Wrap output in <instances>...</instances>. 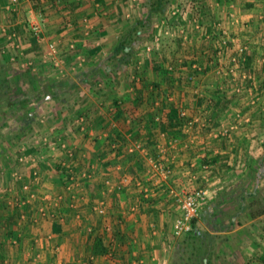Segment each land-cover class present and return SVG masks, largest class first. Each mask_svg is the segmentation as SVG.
<instances>
[{
  "label": "crops",
  "instance_id": "0c3cea01",
  "mask_svg": "<svg viewBox=\"0 0 264 264\" xmlns=\"http://www.w3.org/2000/svg\"><path fill=\"white\" fill-rule=\"evenodd\" d=\"M21 1L25 2L22 9L20 8ZM21 1L16 11L8 12L4 9L7 0H0V23L15 29L18 39L20 36L26 38V34H22L23 31H20L19 23L21 21L26 23L28 31H30L28 20L31 4L26 0ZM250 1H254L255 11L263 10L264 4L255 0ZM144 2L145 0H142V3L136 7L141 19L144 18L145 13ZM232 5H229L230 9L234 6ZM71 7L69 10L68 6L65 7L63 3L50 5V8L46 7L47 15L42 20L43 34L46 31L47 34H50L49 36L53 37L52 41H56L59 45V66L55 67L52 62H43V56L47 50V39L43 38L40 42L30 34L31 31L28 34L31 47L23 48L28 42L27 38H23L24 44H20L21 55L18 60L36 58V61L40 60V63L43 62L44 65H42L48 69L47 72L37 69V67V70L35 67L32 69L37 71L35 74L39 75L40 80L41 77L45 79L43 85L51 91V95H46V98L51 96L50 109L47 112L49 116L47 117L51 119L50 124L56 123V128L53 129L52 126L47 125L42 130L45 131L43 135L52 134L72 143L77 148L72 165L73 172L79 173L83 170L94 169L93 179L86 183L82 181L83 187L80 185L75 191L76 194L84 196V202L78 200L75 209L67 206L62 208L66 215V221L60 224L59 233L52 231V221L49 219L33 223L31 217L35 212L33 209L35 205L13 208L8 214L3 211L2 218L7 221H9L7 218L9 215L12 218L10 223H2L8 234H12L11 236L19 240L17 249L21 251L17 254L22 255L23 258L27 255L24 261L18 259L16 264H43V262L46 264L47 259L50 264H88L87 258L91 260V264H171L172 252L175 248L177 250L179 238V236L173 235V222L178 215L182 214V210L176 198L170 196L167 189L169 187L196 189L204 186L216 190L200 208L201 211L206 212L207 221L204 223V229L216 241L214 239L211 243L212 247L208 254H212L211 258L205 257L203 264H208L207 262L219 264L216 252L221 254L225 264H246L248 258L244 253L245 240L257 233L252 232L253 230L250 228L245 232L244 227L245 225L251 226L256 219L264 218V213L250 216L252 199L258 196V186L264 185V118H258L260 115L254 113L255 115L250 118V125L248 123L241 125V129L237 130V128L235 131L227 133L226 136L218 138L210 136L209 133L215 127L227 128L223 124L226 123V120L215 119L216 124L213 122L215 127L210 121V129L204 128L207 126L205 125L194 126L187 130L183 128L180 131L173 129L168 132L161 131L158 126L156 128L149 127L146 125L149 118L154 117L153 123H166L170 107L177 110L180 105H183L175 104L178 101L177 98L172 102L173 104L167 103L170 107L165 110L162 98L158 101L154 99L152 88H154L153 91H160L163 94L162 91L165 90L166 85L162 80H159L155 72L152 76L151 72L146 73L153 67L150 56L144 58L143 62L142 60L138 61L140 69L143 70L142 75H144L138 86L135 82L133 85H119L113 80V82L107 83L112 95H108L106 99L101 97L102 94H98L96 90L106 85L103 83L105 78H120L130 66L136 65L135 62L138 58L140 59L142 49L144 51V46L148 43V40L143 42V38L140 40L141 38L136 37L135 49L127 56L126 61L122 58V52L118 50L121 41H132L135 38L134 36L130 38L124 36L132 25H136L141 20L138 18V20L128 21L124 25L126 21L118 18V15L126 17L127 11H130L129 0H77ZM21 15L22 18L26 15V19L23 20ZM251 20L253 25L254 19ZM255 23L259 24L256 20ZM253 27L255 30L258 28L257 25H253ZM140 28L137 29L138 34L143 31ZM143 29L145 30V28ZM155 30L156 28L152 33L156 34ZM192 30L190 38L194 35ZM244 33L252 32L249 28ZM254 34L256 36L252 37L250 41L259 44L258 37L262 36V32ZM32 39L34 40L31 42ZM262 39H264L263 36ZM5 41L3 37L1 43L5 44ZM138 41L141 44H138ZM70 43H75V49L68 50ZM40 44H44L42 51L35 50L33 52L34 50L30 49H38L37 46ZM260 45H255L252 48L254 53H263L264 46L260 47ZM124 50L129 52L130 47H126ZM78 54L84 57L82 65L77 64L78 60L75 57ZM159 57L160 55L155 57V61L157 64L159 63V67L163 68L165 61ZM0 60L10 63L7 55L0 54ZM33 71H30L29 75L33 74ZM5 73L7 79L12 80V76H9L6 71ZM145 75H149V79ZM16 85L18 88L19 83ZM178 89H181V86ZM111 96L112 98H110ZM183 103L185 102L183 101ZM188 103H192L190 105L192 111L199 109L194 102L189 101ZM34 104H36L35 109L28 112L30 116L34 115L31 124L36 119L39 103L34 102ZM114 107L117 108L114 110ZM55 108H59L63 113L57 116L53 113ZM77 110L86 112L88 115L86 116L89 124L84 132L78 130L73 124L75 117L80 115H75ZM59 113L57 112V114ZM195 127H202L206 132L203 134L194 132ZM116 137L121 138L126 145L122 146L119 142L114 141ZM208 138L211 140L209 141ZM204 139L208 143H204ZM110 141L112 143H109ZM135 143H141L143 150L133 151L135 152L133 154H137V156L133 158L130 166L128 163L126 164L129 166L127 169L133 168L131 170L134 173L120 171L122 166L119 164H114L113 167V164L110 163V156L116 154L121 156L120 154L127 153V146ZM113 145L115 147H112ZM160 147L165 150L161 156V162L169 166L171 170L166 177L152 170V160L160 161L159 156L161 155L152 156V153H159ZM42 153L46 159L41 163L43 179L39 186L47 189L51 188L52 184H57V187L61 184L62 187V179L54 171L57 162L62 158V152L59 149L56 151L45 149ZM94 157L99 160L103 157L102 165L106 167L104 164L109 162L111 167L108 169L107 175L101 176L100 181L96 178L95 166L97 172L100 168ZM204 157L212 161L209 169L203 168V165L206 164L203 162ZM22 167V170L25 171L24 174H28L29 169L26 166ZM13 172L6 173L13 183L12 188L20 182L12 178ZM21 173L23 174L22 171ZM128 174L130 177L132 176V182L124 190L106 192L104 184L106 179L117 182L122 176ZM134 179L142 180L144 185L151 189L148 198L142 197L133 182ZM91 182L96 184L94 188L97 189L93 195L88 188L92 185ZM87 183H89L88 186H86ZM233 186L234 188L231 190ZM61 187H58L59 190L53 187V192L61 191ZM12 188H8L7 191L16 193L17 191ZM247 189L250 191L248 192ZM246 195L250 198L248 208L246 207V200H248ZM10 196L11 194L3 196V200L7 201ZM234 198H238L237 210L229 220H225L226 212L220 211V208L225 204H231ZM101 200H104L106 204V213L102 216L94 213L92 209ZM241 203L242 206H245L244 211L240 210ZM4 204L7 206V202ZM20 213H25L28 220H20ZM70 217L73 219L72 225H70ZM242 218L250 220L240 224ZM259 224L262 225L261 220ZM89 227L92 230H88ZM252 228L255 229L254 226ZM116 229L120 232L119 236H116ZM47 236H51V238L48 239ZM94 236L102 237L105 245H109L113 249V256L104 254L91 258L90 244ZM260 242L261 239L253 238L248 247L253 245L255 248ZM2 246L5 247L4 244ZM259 250L262 248L260 247ZM2 259L5 260V258Z\"/></svg>",
  "mask_w": 264,
  "mask_h": 264
},
{
  "label": "rangeland",
  "instance_id": "374dc122",
  "mask_svg": "<svg viewBox=\"0 0 264 264\" xmlns=\"http://www.w3.org/2000/svg\"><path fill=\"white\" fill-rule=\"evenodd\" d=\"M26 1L32 5L31 8L35 9L36 12H40L42 14V19H43V17L45 18L47 15L46 7L50 8V5H53V4L61 5V3H63L64 6L65 7L68 6V9L70 10V8H72L71 5L75 3L77 0H74V1L60 0L59 2H57L56 0H26ZM196 1L198 0H178L173 7L191 6L189 7V13L190 15H192L193 13L194 17L197 18V24L199 25L198 29L194 26V24L188 22L190 15L186 19L183 18L182 16L168 15L169 13L165 15L166 18H162V19H159L155 16L152 17L151 22L154 25V29L156 28L155 30L156 33L159 32V28L161 26L160 21L164 20L170 32H172V35L162 34L160 37V40L156 41L155 36H157V34L149 32L152 30L146 31L142 29L143 30L142 32L144 34L143 42L145 40H148V43L144 46V51L142 49L140 59L138 58L137 61L135 62L137 64L132 65V67L130 66V68H128L126 72L122 73L120 78H116V79L105 78L103 83H106V85L104 84L106 87L104 86L103 88H100V89L97 88L96 89L97 93L100 95L102 94L101 97H104V99H106L108 95H112L110 89L107 87V83L113 82V80L116 81L119 85H125V84L133 85L135 82L136 86H138V83H141V79L144 76L142 75L143 70L142 68L140 69L138 61L142 60L143 62L144 58H148L150 56L152 58L151 64L153 67L152 69H149L148 71H146V73L148 74V72H151V76H152L153 72H155L159 80H162L166 85L165 90L162 91L163 94H161L160 91H153L154 88H152V95L153 96L155 95L154 99L157 101L160 100V98H162V103H164V105H167V103L173 104L172 102H174V100H177L178 98V101L175 104H183L177 108L178 115H179L180 109H185L186 112L189 113L190 115H199L202 117H207L208 119L211 118L209 117L210 113H213L216 120H221V119L226 120V123H223V124L227 128L231 123L234 122L235 114L237 113H239L241 117L243 118H246V117L252 118L255 115L254 113L260 115L258 118H261V119L264 118V49H263L262 54H258V52L254 53V51L252 50V48H254L255 45L261 44L260 47L264 46L263 45L264 39H262V36L264 38V31H263L264 30V8L263 10L255 11L253 8V4H255L254 1H247V0H205V1L203 0L205 3H201V4H199ZM255 1L258 3L264 4V0H255ZM247 2H249L250 4H246ZM129 3L131 7L129 8L130 11H127L126 17L124 16L121 17L118 15V18L122 19L123 21H126L124 25H126L128 21L134 22L136 19L138 20V18L140 19L142 18L138 16L139 12H138V8H136L142 3V0H131V1L129 0ZM24 4L25 2L21 1V4H20L21 9L23 8ZM230 4L234 5L231 8L232 10L229 7ZM201 6H202V9H201ZM35 7H37V9ZM231 11L235 13V18H238L239 23H232V18L229 17V12ZM260 16H263V17L260 18ZM21 18H22V15H21ZM22 19L25 20L26 15ZM251 19H254L253 25L258 26L256 30H255V27H253L252 25ZM255 20L258 21L259 24L255 23ZM217 23H221L222 27L227 29V32H228L227 38L229 40L233 37L235 38L236 41H238L237 46H239L240 44V45H245L247 47L242 55L243 60H241L240 64H238V66L236 67L232 75L230 73H224L223 70H221V72H217V69L214 66V61H211L213 67H209V69L204 72V64L206 63L205 61L206 56L207 58L209 57L210 59L212 48H214V46H218L219 42L217 39L221 38V31H218L215 28V25ZM19 24L21 25L20 31H23L22 34L25 33L26 38H27L26 39L24 36L22 37L20 36L19 42L21 45H23L24 39L28 40L30 38L28 37V34L30 33V31H28V26L26 25V23L24 22L22 23L21 21ZM208 28H211L210 31H208L209 30ZM249 28L251 29L252 33H247V34L244 33V31L248 30ZM181 29H186L185 31L187 34L186 40H183L181 37L182 34L179 33ZM191 30L194 34L192 35L193 36L192 38H190ZM255 32H262V36L258 37L260 41L259 44L255 42L252 43L250 41L252 37L256 36L254 34ZM49 35L50 34H47V32L45 31L42 37V39L43 38L47 39L46 45L49 41L53 40V37ZM2 40H3V36H0V42H2ZM30 41L32 42L33 40H30ZM40 42H41V39H40ZM148 44L151 46L150 51H147L145 49V47ZM29 46L31 47V43L28 40V42L25 43L23 48H29ZM37 47L38 49L37 48L36 49L30 48V49L34 50L33 52H35V50L42 51V49L44 48V44H40V46L38 45ZM203 47L205 50L203 49ZM158 55H160L159 57L160 59L163 58L162 60L165 61L163 68L161 66L159 67L158 66L159 63L157 64V62L155 61V57H157ZM17 58H20V56ZM211 58L212 60H214L213 57ZM32 60H34L33 68L35 67L36 69L37 67V69H40V70L42 69L47 72L48 69L43 66L44 65L43 62H42L43 64L42 65L40 63V60L36 61L37 60L36 58H33ZM22 61H23L22 59L20 60L16 59L15 62H10V63L5 62L4 63L5 71L8 72L9 76H12V80H11L12 87L13 86L16 87L17 86L16 84L19 83L18 88L17 87L15 88V90H17L18 92L17 93L15 92V94H18L20 98H26L29 101L31 100L33 102H38L39 105L36 111V114H37L36 119L33 121L32 124H30V126L26 130L23 131L20 137L12 134L11 137H9L8 139L6 137H3L4 133L1 132V129H0V217L3 211L6 214H8V212L13 210L14 208L13 204H10L11 202H8V201L11 200L12 195H17L18 193H20V190H21V182H19L18 184L16 183L12 188L13 183L11 179H9L10 178L9 175L7 176L6 174L7 172H13L14 170H20L23 173H25V171L22 170L23 167L20 164H18L16 160L20 145L24 144L26 146H29V144H31V142L34 140L35 137L37 138L43 135L45 131H42V130L44 127L46 128L47 125L52 126L53 129L56 128V123L50 124L51 119L47 117L49 116L47 112L50 109L51 96L46 98V95L47 94L51 95V91L48 92V89L45 87V85H43V80L45 79L41 77V80H40V77H38L39 75H36L37 71H33L31 67L29 68H31L30 71H33V74L28 75L27 72H25L26 67H23V65H21ZM184 61L185 62L187 61L188 63L187 66L183 65ZM221 63H223V65H225V68L227 69V63H229L228 59L227 58L225 60L222 59ZM194 64H196L198 68H194L193 67ZM193 69L199 70L200 72H204L201 75V78L199 80H195L194 83L191 85L187 83L185 84L179 83L178 81L179 76ZM145 76L146 78L149 79V75H145ZM14 77L16 78V82L14 80ZM180 86H181V89H178V87ZM235 87H241V92L239 93L235 92V90L233 89ZM190 89L192 92L190 91ZM156 95L160 97H157ZM201 96H206V99L210 100L209 101L210 105H211V101H213L212 106H207L206 104H209L207 102L204 104H199L197 99ZM110 98H112V96ZM182 99L185 103H183ZM189 101L194 102L197 105V107H199V109L192 111L191 106H190L192 103H188ZM213 103H216V105H213ZM15 108H18V105L15 106ZM116 108L117 107H114V110ZM30 110H32V108ZM26 112H28V110ZM57 112H60V113L57 114ZM71 112H74V110H71ZM78 112H80V110L75 111V115L77 114L84 115V116L87 115L86 112H80V113ZM53 113L56 114L57 116H60L63 112L62 110H59V108H55L53 110ZM215 119L212 118V122H211L212 125H213V122H215ZM246 123L250 125V121L249 122L243 121L242 123H240V125H238L237 130L241 129V125H245ZM213 126L215 127V125ZM204 128H207V127H204ZM181 129L183 130V126L181 127ZM214 129L218 130L219 128L215 127ZM194 130H195L194 132H198L200 134H203V132L204 133L206 132L202 129V127H195ZM230 132L231 131L229 130L228 134ZM208 140L210 141L211 139L208 138ZM109 143H112V141H110ZM204 143H208V141L204 139ZM128 146L126 148L127 153H122V155L120 154L121 156H118L117 154L115 156L113 155L110 156V159H111L110 163L114 161L112 162L113 167H114V164L121 165L122 169L120 171L122 172L129 171V170L132 171L131 169H133V168H130V169H127V168L130 166L133 160V153H135L136 151L135 152L129 151ZM157 153L158 152L156 153L153 152L152 156H155V154L158 156L160 154V153L158 154ZM136 156L137 154H135V157ZM161 156L162 154L159 156L160 162L162 161ZM102 160H103V157L100 160L96 158V161H95L98 164V167L100 168V170L97 172V167L95 166L96 178L99 181L101 180V176L107 175V172H108L106 171V167L102 165V162H103ZM127 163L129 166L128 165L126 166ZM130 171L127 173H131ZM92 182H91L92 185L89 186L90 187L89 189L92 191V195H93L94 192L96 193L97 189L94 188V185L96 184ZM60 185L61 184H59L58 187H61ZM234 186L231 187V190H233ZM53 187L56 188L57 184H52L51 188H47V190L54 191ZM58 187L56 188L57 190H59ZM8 188H12L13 190L17 192L13 193L11 191L9 193L7 191ZM247 191L249 192L250 190L247 189ZM8 194H11V196L8 198L7 201H4L3 196L6 197V195ZM257 194H258V196L256 197L257 201L255 198H253V200L255 199L256 201V203L253 204L254 210L264 207V185L258 186ZM246 197L248 199L246 200L247 201L246 207L248 208L249 207L248 205L250 204L249 202L250 198L248 197V195H246ZM1 200L4 203L7 202V206ZM231 202H232L231 204H225L223 207L220 208V211L226 212L224 216L225 220H229V218L233 216L235 214V211L237 210L238 198H234L233 201ZM199 214L201 216H205L206 212L204 210L201 211L200 209ZM249 220L250 219L242 218L240 224L247 223ZM260 220L262 222V225L259 224ZM206 221H207L206 218L205 220H202L201 228L203 227V230H205L204 223ZM2 222L10 223L5 218H2L0 220V243L5 245L4 247L2 246V244H0V264H16V262H18V259H21L20 261H24L27 255L23 258L22 255L17 254L19 251H21L17 249V246L19 245L17 244L12 245L10 238L11 237L15 238V237L11 236L12 234H8V232L5 230V225H3ZM72 224H73V219L72 217H70V225ZM252 224L251 226L245 225L244 227L245 232L249 231V228H250L253 230L252 232L255 231L257 233V234H253V236L251 235L250 238L245 240L246 243L244 244L245 245L244 253H245V256L248 258V262L246 264H263L264 263L263 262V258H264V255H263L264 254L263 253L264 252V218L256 219ZM252 226H254L255 229H253ZM253 238L256 240H258L259 238L261 239V242L258 243L256 245L257 247L255 246V248L253 245H250L251 247H248L250 242L253 241ZM178 240H177V243H178ZM32 243L33 241L31 242V245ZM260 247L262 248V250H259ZM248 248H251V249L249 250ZM175 249H173V252H172L171 264H190L187 259L188 255H185L183 257L181 256V253L179 254V251ZM261 251H262V254H260ZM190 252L191 250L188 251L187 253L190 254ZM218 253L219 252H216L215 255H216L217 260L219 261V264H225L223 262L221 254H218ZM211 255H208V256L211 258ZM2 258H5V260H3ZM47 260L45 263L50 264L47 262ZM192 264H200V263L192 262Z\"/></svg>",
  "mask_w": 264,
  "mask_h": 264
},
{
  "label": "built area",
  "instance_id": "2783aa9c",
  "mask_svg": "<svg viewBox=\"0 0 264 264\" xmlns=\"http://www.w3.org/2000/svg\"><path fill=\"white\" fill-rule=\"evenodd\" d=\"M20 3V0H7L5 3L4 9L8 12H14L17 10V7ZM232 5V4H231ZM32 6V5H31ZM233 6V5H232ZM189 7H181L176 6L170 10V15L172 16H182L183 18H187L189 13ZM229 17L232 18V23H239L238 18H235V13L233 11L229 12ZM234 17V18H233ZM263 17V16H262ZM261 18V16H260ZM42 14L40 12H36L35 9L31 8L30 16H29V28L32 36L36 37L38 40L43 37V25H42ZM190 23L194 24V26L198 29L199 25L197 24V18L194 17V14L189 16ZM161 26L159 28V32L156 33L155 40H160L162 34L172 35L169 28L165 24L164 20L160 21ZM215 28L218 31H221V40L226 42H231L232 47L234 49L235 55L231 57L229 63H227V69L223 63H220L216 66L217 72L224 71V73H230L231 75L234 73L238 64H240L241 60H243L242 55L246 50L245 45L237 46L238 41L235 38H231L230 40L227 38V29L222 27L221 23H217ZM186 29H181L179 33H181V37L183 40L187 39ZM0 36L5 38V44L0 42V54L7 55L10 62H15L17 57L21 55V45L18 39V35L15 29H12L9 25H1L0 24ZM235 41V42H234ZM68 50L75 49V43L69 44ZM145 49L147 51L151 50V46L148 44ZM59 45L56 41H49L47 43V50L45 55L43 56V62H52L55 67L59 66ZM217 55H221L220 51H217ZM78 60V65H82L84 62V57L82 55H77L75 57ZM23 67H31L33 69V61L23 59L22 64ZM194 68H198L196 64L193 65ZM245 77V76H244ZM235 92H241V87L233 88ZM179 116L183 118V128L191 129L194 126H205L209 125L211 118L202 117L199 115H190L186 112L185 109L179 110ZM243 121L249 122L250 118H243L239 113L235 114V120L231 123L228 128H220L218 130L213 129L210 131L209 135L215 138L226 136L228 131H235L238 128V125ZM73 124L78 130L84 132L88 128V118L84 115H78ZM112 147H115L113 145ZM45 149L56 151L60 150L62 153V158H60L59 164L63 170L61 174H58L62 179L63 185L61 187V191L53 192L51 190L43 189L40 187V182L43 179L41 172V163L46 159L42 151ZM77 148L67 140H64L58 136L52 134H45L39 137H35L34 140L26 146L21 144L19 147V152L17 155V162L21 166H26L29 169V173L22 174L20 170H15L12 174V178L21 182V190L17 195H12L10 204H13L14 208H19L23 205L34 206L35 212L32 214L33 223H39L42 220L49 219L52 222H57L59 224L65 223L66 215L62 211L64 206L75 209L77 207V201L81 202L85 201L84 196L81 194H76V189L81 185L83 187V182H90L93 179L94 169L83 170L82 172L76 173L73 172L72 165L76 156ZM143 145L141 143H135L130 145L129 151H142ZM160 154H164L165 150L160 147ZM210 164H204V169H209ZM152 170L159 172L160 175L166 177L167 174H170L171 170L169 166H166L164 163L156 160H152ZM193 177V176H192ZM195 178V176L193 177ZM83 181V182H82ZM132 182V178L129 175H124L122 178L113 182L110 179H106L104 181L106 192L113 191H121L124 190ZM134 184L138 187L139 192L141 193L143 198H148L151 193V189L148 186L144 185V182L140 179H134ZM168 194L176 198L179 203L180 209L182 210V214L178 215L173 222V235L180 236L182 233L188 231L191 227V221L199 216L200 208L207 202L208 198L211 196L213 192H216L215 189H212L208 186L196 188V189H188L186 187L183 188H175L169 187L167 189ZM94 213L98 215H105L106 213V204L104 200L99 201L92 207ZM79 217V215H77ZM20 220L25 221L28 220V216L25 213H20ZM88 230H92L89 227ZM48 239L51 236H47ZM18 238H12V245L18 244ZM109 251L106 254L107 256L113 255V249L108 245ZM93 258V256L91 257Z\"/></svg>",
  "mask_w": 264,
  "mask_h": 264
},
{
  "label": "trees",
  "instance_id": "16d2710c",
  "mask_svg": "<svg viewBox=\"0 0 264 264\" xmlns=\"http://www.w3.org/2000/svg\"><path fill=\"white\" fill-rule=\"evenodd\" d=\"M177 1L178 0H145V2H144V8H145L144 18L139 20L136 23V25H132L128 29V31H126L125 36H124L126 38L127 37L130 38L131 36H134L135 38L132 41L127 40L125 42V40H124V41L120 42V46H119L118 50L120 52H122V54H123L122 58L125 61L127 60V56L132 52L133 49H135L134 44L136 43V40H135L136 37H139V39L141 38L140 40H142V38L144 36L142 31L138 34L137 29L142 27V28H140V30L145 28L146 31L152 30V31H149L150 33H152L154 30V25L151 22L152 16H156L159 19L166 18L165 15H167L168 13H169L168 15H170V10L173 8V6L175 5V3ZM204 1L198 0L196 2L201 4V3H205ZM247 1H250V0H247ZM246 4H250V3L247 2ZM35 8L37 9V7H35ZM201 9H202V6H201ZM205 29H207V28H205ZM32 40H34V39H32ZM217 40L219 42L218 46H214V48H212L210 59H209V57L207 58V56H206V59H205L206 63L204 64V72L206 70H208L209 67H213L211 61H214V66L216 67L217 65H219L221 63L222 59L225 60L227 58L228 61H230L231 57L235 55V52H234V49L232 47L231 42L224 43L221 39H217ZM138 44H141L140 41H138ZM126 47H128V48L130 47L129 52L128 51L126 52L124 50V48H126ZM203 49H204V47H203ZM217 51H220L221 55H217ZM211 57H213L214 60H212ZM183 65L187 66L188 65L187 61L186 62L184 61ZM4 68H5V64L2 60H0V70H1L0 71V129H1V132L4 133L3 137H6L9 139V137H11L12 134L20 137V135L23 133V131L26 130L30 126L31 120H33L34 115L30 116L28 112L30 111L31 108L33 111V109H35L34 107H36V104H34V102L31 100L29 101L26 98H20V96L18 94H15V92L16 93L18 92L17 90H15V88L17 86L12 87V84H11L12 81L10 79H7ZM30 70H31V68L28 67V68H26L25 72H27V74L29 75ZM204 72H200L199 70H196V69L190 70L189 72H187L185 74H181L178 78V81H179V83H183V84L187 83V84L191 85L194 83L195 80H199L201 78V75ZM15 81H16V79H15ZM49 91L50 90H48V92ZM197 101L199 104H204L206 102L209 103L210 100L206 99V96H201L197 99ZM212 102L213 101H211V105H210V103L206 104V105L212 106ZM17 105H18V108H15V106H17ZM162 105L164 106L163 107L164 109L165 108L169 109V107H170L169 105H164V104H162ZM213 105H216V103H213ZM170 108H171L169 110L170 113H168L166 116V119H167L166 123H159V124L153 123L154 117H152V118H149V120L147 121L148 126L149 127L151 126V128H153V127L156 128L158 126V128L161 129V131L170 132L169 130H173V129L180 131L181 130L180 127L183 126V123H184L183 120L184 119L178 115L177 110L172 109V107H170ZM27 110H28V112H26ZM150 115H152V114H150ZM209 117H211V121H212V118L215 119V116L213 115V113H210ZM210 125H211V123L209 124V126H206V127L210 129ZM2 129L5 131H3ZM6 141H8V140H6ZM114 141L120 142V144L122 146H124V144H126V143H123V140L119 137L114 138ZM133 158H135V154H133ZM203 162L204 163L206 162L207 164L212 163V161L209 160V158H207V157H204ZM104 165L106 166V171H109L108 169L111 168L109 166L110 165L109 162H107ZM54 171L57 172V174H61L63 172V170L59 164H56V166L54 167ZM130 172L134 173L133 170ZM84 183H86V182L84 181ZM62 185H63V182H62ZM88 185L89 184L87 183L86 186H88ZM88 188H90V187L88 186ZM255 199H257V198H255ZM255 199L254 200L252 199V202H251L252 204H250V209H251L250 210V216H256V215H260V214L264 213V207H261L260 209L254 210L253 203L255 202ZM244 209H245V206H242V203H241L240 210L244 211ZM10 216L11 215H9L7 218L11 222L12 218ZM201 218H202V220H205V216H201L199 214V216L195 217L191 221L190 229L188 231L182 233L179 236V240H178V244H177V250L179 251V254L181 253V256H183V257L185 255H188L187 259H188L190 264H192V262H198L200 264H203L205 257H208L210 247H212L211 243L215 239L214 237L210 236V234L208 232L203 230V227L201 228V225H202L201 224ZM60 230H61V225L57 222H52V231L54 233H59ZM116 232H117L116 236H119L120 232L118 229H116ZM190 250H191V252H190V254H188L187 252ZM108 251H109V247L107 245H105L101 236L100 237L94 236L91 239L90 255H92V256L104 255V254H107ZM113 254H114V252H113ZM263 262H264V258H263ZM87 263L91 264V260L89 258H87ZM207 263L210 264L209 262H207Z\"/></svg>",
  "mask_w": 264,
  "mask_h": 264
}]
</instances>
